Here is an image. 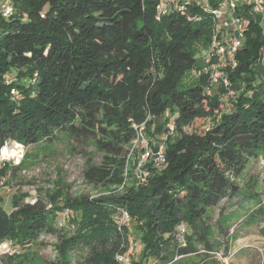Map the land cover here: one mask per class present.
<instances>
[{
    "label": "trees",
    "instance_id": "1",
    "mask_svg": "<svg viewBox=\"0 0 264 264\" xmlns=\"http://www.w3.org/2000/svg\"><path fill=\"white\" fill-rule=\"evenodd\" d=\"M12 2L14 13L0 16L1 154L9 152L7 140L28 146L61 133L73 146L91 141L101 159L88 162L84 175L108 192L50 197L49 207L13 193L10 211L0 197V240L23 248L50 232L57 237L53 264H122L116 254L134 234L131 264H218L205 258L214 250L209 212L222 199L240 206L259 200L254 183H239L249 160L264 155V78L252 82L264 42L258 17L241 6L243 43L237 65L227 70L231 83L241 86L224 107L223 86L206 93L203 71L184 78L202 68L197 54L209 46L215 26L209 9L193 2L181 9L184 0H171L157 18L158 0ZM208 2L211 8L217 0ZM196 119H209V126L186 129ZM143 122L148 135L151 126L161 132L171 123L176 137L162 140L165 162L149 167L152 173L141 182L132 161L124 172L133 124ZM15 168L2 166L0 178ZM64 208L75 214L69 230L54 226ZM120 208L128 211L132 227L118 228ZM178 223L186 226L185 245L177 242ZM76 248L86 256L73 263Z\"/></svg>",
    "mask_w": 264,
    "mask_h": 264
},
{
    "label": "rangeland",
    "instance_id": "2",
    "mask_svg": "<svg viewBox=\"0 0 264 264\" xmlns=\"http://www.w3.org/2000/svg\"><path fill=\"white\" fill-rule=\"evenodd\" d=\"M206 54V50L197 54L200 59L202 58V64ZM199 71L195 69L187 73L185 81L193 80ZM253 73L254 84L263 80L264 64H255ZM245 77L248 79L250 76ZM228 83L233 90L237 89L238 85L241 86L238 82L231 83L229 78ZM222 88V96L225 98L228 91ZM226 106L225 104L224 107ZM209 122V119H196L186 129L203 131L209 126ZM147 128L146 126L145 133L151 142L176 137V131L171 123L167 131L161 132H155L151 126L150 129L153 131L151 135L146 132ZM4 146L9 152L2 155L0 151V168L3 166L10 171L13 166H17L12 174L2 176L4 184L0 187V197L7 211L11 209L10 198L13 193L24 195V200L30 202L41 199L49 207L53 204L49 201L50 197L62 200L66 194L79 197L99 196L108 192L103 187L91 184L84 175L88 162L96 163L101 159V153L91 141L73 146L69 137L58 133L57 138L51 142L25 146L17 141L7 140ZM239 183L243 187L254 183L252 189L259 194V200L250 199L240 206L236 202L222 199L209 212L207 222L211 225L209 236L214 250L209 251L207 254L209 256L205 258L216 259L218 264H264V155L249 160ZM260 207L262 213H259ZM65 209L60 210L54 219V226L57 229L69 230L76 226L74 210L69 208L70 211L64 214ZM252 213L254 215L250 216ZM131 225L130 217L126 226L132 227ZM182 227L183 241L181 236H178L177 242L186 244V226L178 223L175 231L178 234ZM129 237L133 240L134 250L138 242L134 234H130ZM56 245L57 237L50 232L40 233L35 241L23 248H18L10 239L0 240V264H53L58 258ZM201 247L198 244V248ZM70 256L73 263L82 261L86 256V250L76 248Z\"/></svg>",
    "mask_w": 264,
    "mask_h": 264
},
{
    "label": "built area",
    "instance_id": "3",
    "mask_svg": "<svg viewBox=\"0 0 264 264\" xmlns=\"http://www.w3.org/2000/svg\"><path fill=\"white\" fill-rule=\"evenodd\" d=\"M171 0H158L156 4V17L159 18L170 5ZM193 2L200 5L203 9H209L215 21L213 35L203 58L200 72L206 74V93L212 94L218 85L227 89V95L223 97L225 104L228 106L230 98L233 97L235 90L230 88L227 78V70L233 69L237 65L236 53L243 43V13L241 6H248L250 12L258 17V20L264 25V0H217L216 6L210 8L208 0H184L179 8L184 9L185 4ZM14 13L12 0H0V16L8 18ZM264 34V27H263ZM259 63L264 64V42L259 48ZM11 95L17 97L18 93L13 88ZM135 135L129 145V152L124 174H127L131 162L132 173L138 181L144 182L151 174L149 167L162 165L165 162L164 145L161 141L151 142L145 133V123L133 124ZM135 159V161L131 159ZM152 162L153 164H149ZM4 184V178H0V187ZM70 211L69 208L64 210V214ZM119 213V214H118ZM115 218L118 221V228L126 225L130 219L128 211L120 208ZM183 235V227L177 234ZM127 249L116 254L117 260L122 264H131L133 255L132 239L128 236ZM181 245H185L184 242Z\"/></svg>",
    "mask_w": 264,
    "mask_h": 264
}]
</instances>
